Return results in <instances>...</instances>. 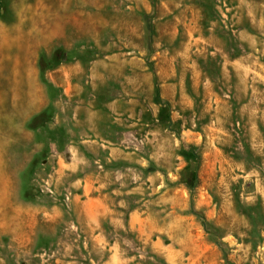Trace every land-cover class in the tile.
<instances>
[{
	"label": "rangeland",
	"instance_id": "374dc122",
	"mask_svg": "<svg viewBox=\"0 0 264 264\" xmlns=\"http://www.w3.org/2000/svg\"><path fill=\"white\" fill-rule=\"evenodd\" d=\"M199 240L264 264V0H0V264H192Z\"/></svg>",
	"mask_w": 264,
	"mask_h": 264
},
{
	"label": "crops",
	"instance_id": "0c3cea01",
	"mask_svg": "<svg viewBox=\"0 0 264 264\" xmlns=\"http://www.w3.org/2000/svg\"><path fill=\"white\" fill-rule=\"evenodd\" d=\"M101 200L102 199L100 197L89 196L83 203L84 207L82 213L88 230L99 228V218L101 215H103V211L101 210ZM128 224L129 227L132 230L138 232L140 236H142L143 238H148V209L132 210L129 215ZM98 238L99 235H97V239ZM158 245L161 248L169 249V247H163L164 245L157 243V246ZM194 245L195 249H198L199 251L195 256H193L194 259L192 260V264H222L223 259L216 245L203 240L195 242ZM179 248L180 247H178V249ZM168 260H170V262H175V264H187L182 257L177 259L168 257ZM114 263L126 264L125 262H122L120 259L118 260L117 258H115L112 262H108L107 264Z\"/></svg>",
	"mask_w": 264,
	"mask_h": 264
},
{
	"label": "bare ground",
	"instance_id": "6f19581e",
	"mask_svg": "<svg viewBox=\"0 0 264 264\" xmlns=\"http://www.w3.org/2000/svg\"><path fill=\"white\" fill-rule=\"evenodd\" d=\"M32 25H36V24L33 22ZM34 28L35 27L33 26V28H31V29H34ZM14 42L17 45V50L15 53V55L17 56V59H16V61H14L13 58H10L11 60H9L8 66H9V68H11V70L14 71V74L18 78L19 75H21V73H22L20 70V67L23 65L21 60H19V59H23L25 56L27 57L28 52L31 50V45H28L27 43H25V40L21 42V32H18V34L15 36ZM11 48L12 47L7 48L6 52L3 55L4 57L7 55H9V57H10V55L14 54L13 53L14 51ZM23 52H24V54H23ZM18 82L19 81H17L15 84L17 88L19 87Z\"/></svg>",
	"mask_w": 264,
	"mask_h": 264
},
{
	"label": "trees",
	"instance_id": "16d2710c",
	"mask_svg": "<svg viewBox=\"0 0 264 264\" xmlns=\"http://www.w3.org/2000/svg\"><path fill=\"white\" fill-rule=\"evenodd\" d=\"M192 151H193V152L195 151L193 147H192ZM194 153H195V152H194ZM196 157H198V156L196 155Z\"/></svg>",
	"mask_w": 264,
	"mask_h": 264
}]
</instances>
